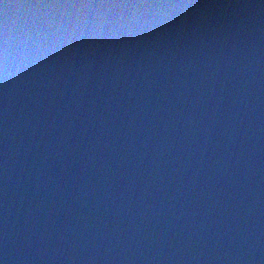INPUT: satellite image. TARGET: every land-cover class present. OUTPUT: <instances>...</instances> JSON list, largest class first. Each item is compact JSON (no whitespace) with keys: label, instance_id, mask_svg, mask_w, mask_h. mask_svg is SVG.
Masks as SVG:
<instances>
[{"label":"water","instance_id":"obj_1","mask_svg":"<svg viewBox=\"0 0 264 264\" xmlns=\"http://www.w3.org/2000/svg\"><path fill=\"white\" fill-rule=\"evenodd\" d=\"M0 264H264V0H0Z\"/></svg>","mask_w":264,"mask_h":264}]
</instances>
